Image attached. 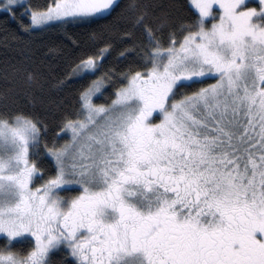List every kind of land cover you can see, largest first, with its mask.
<instances>
[{
    "label": "snow or ice",
    "instance_id": "snow-or-ice-1",
    "mask_svg": "<svg viewBox=\"0 0 264 264\" xmlns=\"http://www.w3.org/2000/svg\"><path fill=\"white\" fill-rule=\"evenodd\" d=\"M117 9L118 57L140 53L57 124L0 92V264H264V0H0L19 39L57 26L75 47L67 28ZM91 40L70 77L111 55Z\"/></svg>",
    "mask_w": 264,
    "mask_h": 264
},
{
    "label": "trees",
    "instance_id": "trees-1",
    "mask_svg": "<svg viewBox=\"0 0 264 264\" xmlns=\"http://www.w3.org/2000/svg\"><path fill=\"white\" fill-rule=\"evenodd\" d=\"M48 2L49 0H28V3L41 7ZM155 2L160 4L187 3V0H155ZM119 3L123 6L127 0H119ZM119 13L120 9H117L111 16L97 20L91 25L67 28L72 39L80 44V47H75L57 26L19 39L23 33L19 31L18 23L15 20L6 21L5 15L0 12V92L6 88L12 89L10 100H15L17 106L26 111L37 113L45 118V122L50 126H54L61 120L65 111L78 108L77 93L82 90V87H86L90 80L102 73L111 75L109 69H115L116 72L123 71L128 66L129 60L135 59L140 53V49H136L128 60L118 57V53L129 46L128 41L119 39L120 34L127 28V23L119 18ZM22 19L25 23L29 22L27 16ZM93 32L98 34L99 39L113 44L114 49L95 75L84 79L72 78L68 73L73 64L84 51L93 46L91 40ZM94 47H103V44L96 43ZM14 67L24 71L14 73L12 70ZM25 71L37 73L38 83L29 84L25 79ZM60 80L65 81L64 87L57 86V81ZM212 82V80L204 81V83ZM117 86L118 84L113 85L105 93V98L97 99L96 102L109 103L110 100L106 97ZM3 102V98L0 97V105ZM61 139H68V137L63 136ZM70 259L59 251L53 254L52 264H68Z\"/></svg>",
    "mask_w": 264,
    "mask_h": 264
},
{
    "label": "rangeland",
    "instance_id": "rangeland-1",
    "mask_svg": "<svg viewBox=\"0 0 264 264\" xmlns=\"http://www.w3.org/2000/svg\"><path fill=\"white\" fill-rule=\"evenodd\" d=\"M256 3V0H249V4H250V6L252 5V4H255ZM63 195V194H62Z\"/></svg>",
    "mask_w": 264,
    "mask_h": 264
}]
</instances>
